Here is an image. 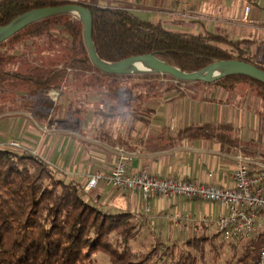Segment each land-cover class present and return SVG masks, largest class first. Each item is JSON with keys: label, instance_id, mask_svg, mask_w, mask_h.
Returning <instances> with one entry per match:
<instances>
[{"label": "trees", "instance_id": "16d2710c", "mask_svg": "<svg viewBox=\"0 0 264 264\" xmlns=\"http://www.w3.org/2000/svg\"><path fill=\"white\" fill-rule=\"evenodd\" d=\"M68 3L72 2L0 0V27L30 11ZM80 3L91 10L93 42L105 61L153 54L183 72L219 60H238L264 71V47L257 39H234L220 27L180 32L161 21L144 19L134 10ZM83 33L82 20L63 13L31 23L0 43L6 52L31 47L48 59L36 74L0 69V92L22 88L28 81L33 85L28 95L34 104L51 107V112L62 106L56 113L57 128L63 119L65 128H74L63 132L111 146L129 145L135 124L149 127L156 113L151 102L166 95L196 93L208 84L234 90L246 83L264 102V83L241 74L205 83L175 81L153 72L105 73L92 62ZM57 53L60 60L54 58ZM51 90L60 92L56 103L48 95ZM53 117L51 113L38 116L52 124ZM261 121L264 133V113ZM184 132L190 138L235 141L228 124L190 126ZM85 185L86 181L69 176L29 149L0 143V264H85L99 252L107 254L111 264H214L209 254L217 247L219 233L208 232L207 225L197 224L178 240L154 238L148 246L135 249L132 242L140 238L147 220L102 200L95 190L85 191ZM263 243L264 228L235 264H254Z\"/></svg>", "mask_w": 264, "mask_h": 264}, {"label": "crops", "instance_id": "0c3cea01", "mask_svg": "<svg viewBox=\"0 0 264 264\" xmlns=\"http://www.w3.org/2000/svg\"><path fill=\"white\" fill-rule=\"evenodd\" d=\"M81 1L91 5L134 10L140 17L148 20H152L157 13L160 17L170 16L172 21H178L177 18L181 17V22H199L205 31L219 27L205 26L202 21H228L231 27L224 30L231 38H254L261 41L264 47V24H261L256 11V8L264 7V0ZM107 1L110 5L105 3ZM253 94L248 84L240 83L234 90L208 84L199 88L196 93L183 91L181 94L166 95L157 99L160 102H151L156 109L154 119L149 127L135 124L132 141L127 146H111L94 138L64 133L58 130L57 124L54 127L51 122L45 126L40 125L39 130L42 132L39 134L24 129L22 119L0 124V129L3 127L7 131V134H0V143L19 142L69 176L86 182L96 172L110 174L121 153L125 152L131 154L132 159L127 164L131 174L146 171L160 178L232 188L235 186L234 172L239 154L245 157L252 171L258 168L257 162L264 163L262 113L249 104ZM203 124L230 125L235 141L225 143L214 139L190 138L184 132L190 126ZM14 129L18 131L21 141L12 138L11 132ZM95 193L100 194L102 200H110L145 218L147 226L141 236L163 240L184 237L197 224H205L208 232L218 233L214 229L217 221L229 213L227 205L199 198H167L157 195L145 200L139 193L110 187L104 181ZM176 213L185 217L179 224L174 223ZM204 218L208 220L204 221ZM262 230L261 225L257 226L251 239Z\"/></svg>", "mask_w": 264, "mask_h": 264}, {"label": "built area", "instance_id": "2783aa9c", "mask_svg": "<svg viewBox=\"0 0 264 264\" xmlns=\"http://www.w3.org/2000/svg\"><path fill=\"white\" fill-rule=\"evenodd\" d=\"M80 3V0H69ZM249 9V8H248ZM48 95L53 101L58 100L59 90H51ZM19 146L17 143H12ZM131 154L122 152L110 174L102 172L92 174L85 185V191L96 190L104 181L106 185L125 192L139 193L145 200L160 195L167 198L185 197L199 198L205 201L227 205L229 213L221 217L216 230L226 239H248L254 236L257 226L264 228V163L257 162L258 168L252 171L247 160L241 154L237 156V168L234 172L235 186L223 188L206 185L197 181L160 178L146 171L131 174L127 164ZM184 215L176 213L174 223L184 219ZM207 221V218L203 219ZM254 264H264V243Z\"/></svg>", "mask_w": 264, "mask_h": 264}, {"label": "rangeland", "instance_id": "374dc122", "mask_svg": "<svg viewBox=\"0 0 264 264\" xmlns=\"http://www.w3.org/2000/svg\"><path fill=\"white\" fill-rule=\"evenodd\" d=\"M93 1L102 2V0H93ZM230 1L233 2L235 0H229V2ZM105 3H108V5H110L108 1ZM257 3L258 1H256V4ZM256 4L253 3V6L256 7ZM256 11L258 12V18L260 19L261 24H264V7H258L256 8ZM221 15L224 14L221 13ZM180 18L181 17L177 18L178 21L177 20L172 21L173 19H170V16L166 17V15H161L160 17V15L157 13L156 15H153L152 21L155 22L161 21L167 27L180 32L194 33V32L205 31L199 22L196 21L181 22ZM202 22L205 24V26L217 25L222 29H228L229 27H231V23L228 21H219L216 23H211L205 20ZM258 49L261 50V48H256V50ZM33 50L34 49L29 47V48H22L21 51L19 50L17 52H6L0 46V69L13 73L19 72L26 75L36 74L37 72L36 68L38 66H45V63L48 59H46L47 58L45 57L46 55L41 54L39 50H37L36 52H34ZM60 56L61 54L57 53L54 55V58L59 57L58 60H60ZM261 59H263V57H261ZM174 80L180 81L177 80L176 78H174ZM26 85L27 86L23 85L22 88L15 87L12 90H6L4 93L0 92V111L3 112V114L0 116L1 117L0 124L13 123L14 121L16 122L22 119V121H24V125H23L24 129L27 128L32 131L38 132L40 134L42 131L39 130L40 129L39 126L48 125L51 120L48 119V121H46L45 119H40L38 118L39 114L43 113L50 115L51 113V116L52 115L54 116L53 126L55 127V124H57L56 113L58 112L59 108L60 109L62 108V106L60 105L59 108L57 107L55 112H51V107H48L44 104H34L35 101H33L32 96L28 95V92L31 88H33V85L30 84L28 81ZM22 90H25L26 93L21 94L20 91ZM59 96H58V100H59ZM63 97L64 94L62 95V99ZM51 100L53 101V99ZM57 101L54 102L56 103ZM160 101L161 100H154L152 101V103L160 102ZM249 104L255 107L256 110L260 111L262 114L264 113V102L260 100L259 97H257L255 92L252 95V98L249 100ZM65 123H67V121L61 119L58 130L63 132L66 130L70 131L74 129L72 126H70L69 128H65L64 126ZM3 129H4L3 127L2 129H0V134L2 135L7 134V131H4ZM11 134H12V138L21 141L18 135V131L16 132V129H14L11 132ZM12 143H17L19 144V147H23L22 144H20L19 142H12ZM214 229H216V226L214 227ZM176 239L178 240L179 238ZM176 239H171V240H176ZM252 240L253 239L251 238L226 239L224 236L219 234V237L217 238L216 241L217 247H215L216 248L215 251L209 254V258H211V262L214 264H235L241 257L246 245H248ZM151 241H155V239L151 237L140 236V238L134 240L132 243L135 249H140V248H144L145 246H148ZM85 264H111V261L107 254L103 252H99L94 255L93 261L86 262Z\"/></svg>", "mask_w": 264, "mask_h": 264}, {"label": "water", "instance_id": "95a60500", "mask_svg": "<svg viewBox=\"0 0 264 264\" xmlns=\"http://www.w3.org/2000/svg\"><path fill=\"white\" fill-rule=\"evenodd\" d=\"M71 13L78 16L84 25V41L88 49L89 56L92 62L103 72L108 74H138V73H162L170 75L177 80L185 82H196L202 81L205 83H212L221 79L226 75L241 74L252 78H255L264 83V71L257 68L256 66L238 61V60H219L211 62L201 69L195 72H183L180 69L167 64L165 61L154 56L153 54L146 55H134L127 57L118 62H108L99 57L96 52L95 45L92 38L93 30V19L91 10L83 5L82 3H68L61 6H47L30 11L17 19H15L10 24L0 27V43L6 41L14 34L25 28L26 26L34 23L36 21L42 20L44 18L63 14ZM144 61L147 63L151 69L147 70H131L129 66L135 62ZM214 70H222L219 75H213Z\"/></svg>", "mask_w": 264, "mask_h": 264}, {"label": "bare ground", "instance_id": "6f19581e", "mask_svg": "<svg viewBox=\"0 0 264 264\" xmlns=\"http://www.w3.org/2000/svg\"><path fill=\"white\" fill-rule=\"evenodd\" d=\"M129 69L131 70H147L151 69V67L145 63L144 61H138L133 63L132 65L129 66ZM222 73V70H214L213 75H219Z\"/></svg>", "mask_w": 264, "mask_h": 264}]
</instances>
